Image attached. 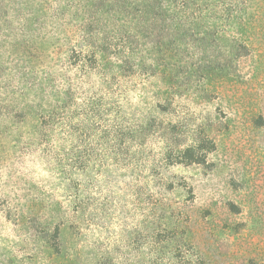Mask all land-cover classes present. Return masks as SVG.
Returning a JSON list of instances; mask_svg holds the SVG:
<instances>
[{
	"label": "rangeland",
	"instance_id": "rangeland-1",
	"mask_svg": "<svg viewBox=\"0 0 264 264\" xmlns=\"http://www.w3.org/2000/svg\"><path fill=\"white\" fill-rule=\"evenodd\" d=\"M241 2L0 0V264H264Z\"/></svg>",
	"mask_w": 264,
	"mask_h": 264
},
{
	"label": "trees",
	"instance_id": "trees-1",
	"mask_svg": "<svg viewBox=\"0 0 264 264\" xmlns=\"http://www.w3.org/2000/svg\"><path fill=\"white\" fill-rule=\"evenodd\" d=\"M241 1H243V0H236V2H238V3H240ZM242 3V2H241Z\"/></svg>",
	"mask_w": 264,
	"mask_h": 264
}]
</instances>
